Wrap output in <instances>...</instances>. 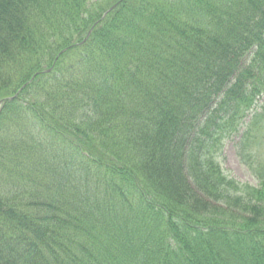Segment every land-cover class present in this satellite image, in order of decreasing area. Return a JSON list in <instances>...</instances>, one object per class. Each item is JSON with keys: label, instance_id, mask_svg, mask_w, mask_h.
Listing matches in <instances>:
<instances>
[{"label": "trees", "instance_id": "16d2710c", "mask_svg": "<svg viewBox=\"0 0 264 264\" xmlns=\"http://www.w3.org/2000/svg\"><path fill=\"white\" fill-rule=\"evenodd\" d=\"M19 90L0 264H264V104L236 144L258 184L216 157L264 100V0H0V99Z\"/></svg>", "mask_w": 264, "mask_h": 264}, {"label": "rangeland", "instance_id": "374dc122", "mask_svg": "<svg viewBox=\"0 0 264 264\" xmlns=\"http://www.w3.org/2000/svg\"><path fill=\"white\" fill-rule=\"evenodd\" d=\"M261 101H259V105H261ZM258 137V140H260V137ZM237 141V136L230 138V140L225 141L222 144L221 151L217 154V162L220 163L221 167L224 170V173L227 175V177H232L239 181L242 184H249L254 185V178L248 171L247 166L240 161L238 158V155L235 151V143ZM258 151L261 150V144L260 146L256 147Z\"/></svg>", "mask_w": 264, "mask_h": 264}, {"label": "water", "instance_id": "95a60500", "mask_svg": "<svg viewBox=\"0 0 264 264\" xmlns=\"http://www.w3.org/2000/svg\"><path fill=\"white\" fill-rule=\"evenodd\" d=\"M105 17V14L103 15V17L102 18H104ZM90 35V34H89ZM89 35H88V37H89ZM87 37V38H88ZM87 38L85 39V40H87ZM84 40V41H85ZM16 97V96H15ZM15 97H13V98H8V99H6V100H3V101H10V100H13ZM3 101H0V105L3 103Z\"/></svg>", "mask_w": 264, "mask_h": 264}]
</instances>
